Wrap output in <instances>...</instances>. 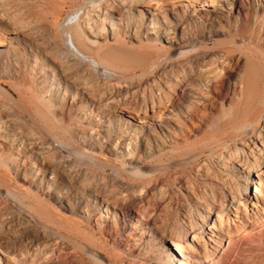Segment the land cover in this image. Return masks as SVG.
Segmentation results:
<instances>
[{"label":"rangeland","instance_id":"374dc122","mask_svg":"<svg viewBox=\"0 0 264 264\" xmlns=\"http://www.w3.org/2000/svg\"><path fill=\"white\" fill-rule=\"evenodd\" d=\"M118 1L108 0L110 3L109 6L112 4L109 9H111L114 15L116 14V17L120 10V14L124 17H136L144 13L146 18H150V15L144 12V7L139 3L127 0V2L129 1L130 3L126 2V4L131 5V3H133V6L131 5L123 11L124 9L116 5V3H120ZM235 1L236 0H166L164 2L168 3L165 6L162 5L163 3L161 1L159 2L162 4L157 3L156 6L150 5V11L157 17L165 15V13L171 11L174 7L185 19L190 16V19L195 17L202 21L208 20L204 26H202V24L197 30L196 39H200L201 32L210 31L208 23L209 20H213L214 29L217 31L215 32L213 30L209 32L210 37L206 36V40L210 38L211 43L202 44L203 42L199 41L198 43H194V45L196 44L195 46L190 45L192 48L187 46L183 48V50H193L179 57L178 53L181 49L178 48L177 44L172 46V50L169 54H166L165 57H160L161 52H159V50L162 44L156 43L153 37L146 39L144 36V28L141 27L136 41L133 40V35L131 33H125L121 30L116 35L115 39L117 41L111 46L109 44L103 45L104 42L101 40H98V43L93 45L85 41L84 38L80 37L76 39L79 48H81V57L77 61L71 60V57H68V55V58L66 57V53L69 51L66 48L65 31H63L65 28H63V23L74 10L83 8L87 3L103 5L107 0H0V113L3 114L0 115L1 122L4 121L6 119H4V117L8 115L6 117L14 121V124L19 128L22 135L26 137L30 135L31 149L34 151L37 150L39 155L42 154L43 156H40L41 158L43 157L44 162L48 161L47 163H51V165L53 164L55 167L57 165L58 170L61 169L60 171L69 174L73 178L74 174L78 171L80 173L79 176H81L80 178L78 176V178L82 180L83 184L97 191L96 193L99 194L103 200L107 202H114L117 200L122 203V201L125 202L124 200H126L129 195H134V206L151 211L154 214L152 220L160 224L164 235L167 236L169 230H172L181 221V214L187 209L186 214L189 223H193V225L197 222L199 223V220L195 219L194 216V202L189 200L192 196L197 197L199 195H204L201 190L202 184L198 180V173H205L209 178L215 179L218 171L217 167L212 165L211 159L220 153L228 154L229 152L233 154L230 148L233 147L231 145H233L234 142H231L232 144L228 143V146H223L222 142L242 132V129H240L236 131L238 134H235V132L232 133L228 128H222V126H220L221 123H223L222 121L227 118L228 108L231 104H234L238 98L234 93L236 80L245 78L244 85L240 87L243 89L246 88L247 91H252L256 94L255 97L257 101L255 100V102H258L256 103L257 105L255 104L256 106H258L259 103L260 107L264 106L262 102L264 94V62L263 57L254 51L255 48L264 51V0H246V8L240 11L239 14L237 13ZM107 3L106 5H108ZM113 8L118 11L114 12ZM245 14L246 16H244ZM160 17H158V19ZM191 22L185 21L184 26L187 28L192 27L193 23ZM148 23L149 21L146 22V24ZM240 23L244 24L243 27L238 26ZM102 32L110 33L109 26L106 25L101 33ZM179 38V35L175 36L174 40L178 41ZM6 41L13 43L14 49L11 50L9 47L3 45ZM108 46L113 49L111 52L108 51ZM219 49L222 53L219 51L217 52ZM251 50L257 54H255L256 56L254 55L255 57L261 58L260 60L262 61L257 60L261 62H259L262 66L261 69L259 68L260 65H257V61L255 62L253 59L250 60L251 57L249 53ZM62 51L63 53L64 51L66 52L64 53L65 56L62 54ZM210 53L214 55H208ZM131 55H141L143 57L150 56L151 58L143 59L141 62L136 63L130 59ZM213 56L215 57L213 58ZM164 58H166L169 63L162 69L163 71L161 70L155 76L148 74ZM98 63H101V65ZM57 65H62L59 67L62 71L64 69V72L61 71V78L65 77L64 79H68V86L71 88L69 91L71 94H68V100L70 101L71 95H74L73 102L77 106L83 104L86 95L92 100L82 106L83 110H77L78 116L76 118H70L69 122H65L70 125L65 135H61L53 130L49 124H41L43 122L33 116L32 107L29 104L30 99H32L34 103L37 102V105L40 102L42 103V101L39 102L41 99L49 102L46 94L44 97H41V99L38 97L39 91L37 88H39V84H37V82L42 81L40 77H37V72L39 68H58ZM178 65L182 66L179 67ZM62 67L63 69H61ZM164 71L166 73L170 71L169 75L171 78L168 81L164 77L166 74ZM183 71H185L187 75L192 74L189 76H194L193 78L201 79L202 77L213 76V78L222 85L221 94L224 97L223 104L221 105L219 99H217V104L213 106L215 108L212 110L209 109L208 106L211 103L209 100L210 98L214 99L215 94L209 89L191 83L186 89L195 99H178L173 108L168 107V102L172 100V98L176 99L174 98V92L170 89L174 84H177V82L173 80H177L183 76L185 74ZM182 72L183 74H181ZM56 74L57 73H55V75ZM162 85L166 88L162 87ZM166 89H168V91ZM34 91L37 92L35 93ZM82 91L86 95L83 94ZM180 93L181 91L178 93L176 92V95H181ZM41 103L39 105H41ZM92 103L105 104L104 106H107V108L109 107V113L106 111L104 118L100 119L102 123L99 125L102 126V128L96 127V130V122L91 121V119L98 113V110L88 108ZM188 106L195 107L205 112L209 116V119L200 126V132L198 131L185 139L178 138L179 140H175L174 143L169 144L163 149L161 155L143 158L141 149L137 144L130 147V150H127L125 146V149L117 150L115 154L111 150L109 151L106 149L107 145L112 144L113 141L119 143L121 139L124 140L128 138L127 132H130L131 126L135 124L141 126L142 123L145 126L157 122L153 118H156L155 116L159 111H163L162 113L165 114L169 120L178 122L182 126L189 127V122L185 121V119L180 117L176 112H173V109H176V107L185 111L184 107ZM165 108H167L166 111ZM223 113H225V115H223ZM250 115L252 116V114H248L245 115L244 118L251 124V122L253 123V118L256 120L255 118L258 116L251 117ZM137 119L142 120L139 121ZM246 122L244 121L242 123ZM87 127H92L93 130H95L93 134H90L91 138H89V133H84L85 130L88 129ZM102 130L108 131L105 133ZM34 135L37 138H35ZM51 135L55 137L52 138ZM96 135L98 137H96ZM221 135L227 136L220 138L221 141L220 139L216 140V137ZM33 139V142H35L34 144L32 142ZM235 142V148L240 147L238 144L241 143V141L236 139ZM59 143L62 145L60 146L61 148L59 147ZM256 146H259V143L256 142ZM41 148L46 149L42 150ZM2 153L6 154V151L3 150ZM23 153L27 157L26 159H28L31 154L27 148L21 152V154ZM45 155H48L47 158ZM67 156L71 158H68V160ZM136 157L142 158L139 160V163L135 164L136 166L132 165L131 168L124 165L127 164L130 159ZM65 158L67 160H65ZM62 160L66 162L69 161L70 163H66L65 161L62 162ZM5 164L6 161L0 159V237L2 236L1 238L3 241V243L0 241V247L2 246L1 249L3 248L2 252H4L2 253L0 250V264H20L21 259L22 264L23 262L24 264H35L36 262V264H40V261L41 264H44V261H46L48 257L45 259V257L43 258V256H41L42 259L39 257L40 259L38 261H33L32 258H30L34 250H36L33 245L38 244L40 246L41 244H45V246L48 245L49 248H52L51 246H56L57 248L60 246L61 248L63 246V241L57 238V240H55V237L51 235L49 237L47 233H44V231L36 227L35 224L41 222L47 227L63 234L68 235V233L53 225L47 224L45 220L37 216L32 208L26 206V198H30V195H34L36 199L39 198V208L48 213H52L54 210L58 217L65 220H73L74 218L70 217L69 213L62 212L55 208L53 202L47 199L43 191L39 189L35 190L34 187H30L29 184L21 180V178L25 176L28 178V172H23V167L21 165L18 170L15 171L12 167L5 166ZM133 168L136 170H133ZM262 171H264V168H262ZM253 175L254 176L247 182L246 196L241 197L243 203H236V205H233L231 208L229 207L230 209L228 208L227 210V216L219 217L218 220V203L222 201H231L230 199L233 198L236 193L234 192V188L233 190L230 188V191H223L222 189L217 190L218 192L216 191L214 195L215 201H213L215 204L213 202L211 203V201L207 202L212 209L210 212V219L207 220L203 232L200 236L197 234V237H194V242V234H189V238L185 240L186 245L184 244L187 247L186 249H188L186 250L187 254L183 259L176 254L177 257H175L173 264H176V260H180L186 264H264V238H262L263 240L261 243L257 240V237L253 238L261 225L264 224V172L259 177H256L255 174ZM227 180L233 183H239L240 181L230 174H225V181ZM8 193L9 195H7ZM228 194L232 196L230 195L229 197ZM12 196H15V199H12ZM103 205H105V202ZM30 210L32 213L29 212ZM103 210L104 208L102 212H104ZM13 215L15 216L12 217ZM105 215L107 214H102L103 220L111 222L110 216L105 217ZM18 221L20 223H18ZM29 223L30 225H28ZM18 224H27L28 226L23 232L17 233L15 230ZM34 229L40 232L36 233ZM28 230L31 231L29 232ZM87 230L100 234L93 221L87 225ZM41 231L43 236H41ZM227 232L230 233V235H226ZM35 233L37 235L36 237ZM87 235H89V233H87ZM101 235L102 239H100L98 235L94 236L96 240L92 238L95 243L94 246L96 247L100 246V240H103L107 244L103 251L97 249L99 254H97L98 257H96L101 264H116V261L115 263L112 262V257H114L115 252L117 254H124H121L123 257H120L122 263H133L136 256L134 252H129L127 250L114 251L110 246L111 241L107 234ZM44 238H49L50 242L47 241L48 239ZM44 240H46V242ZM53 240H55L54 242L57 245L52 244L54 243ZM36 241L39 242L36 243ZM77 241L86 247V250L83 249L84 251H77L81 253H90V246H88V244L80 240ZM143 241L144 239H139L134 242L143 244ZM47 243L52 245L50 246V244ZM64 245L70 246L67 243ZM166 245L167 241H164L163 246ZM41 247L42 246H40V248ZM48 247H46V249H49ZM63 247L65 248V246ZM29 249L31 250L29 251ZM72 249L75 250L76 248ZM11 251H13L14 254ZM10 252L14 256L10 254ZM126 252H129L128 255ZM5 253L7 255H5ZM38 253L39 252H37V254ZM48 255H50L49 252L46 256ZM14 257L17 258L14 259ZM29 259L33 262L29 261ZM145 260L146 262L144 261V263L153 264L150 258L146 257ZM84 261L91 263V260L87 259L86 256H84Z\"/></svg>","mask_w":264,"mask_h":264},{"label":"bare ground","instance_id":"6f19581e","mask_svg":"<svg viewBox=\"0 0 264 264\" xmlns=\"http://www.w3.org/2000/svg\"><path fill=\"white\" fill-rule=\"evenodd\" d=\"M130 1L131 2H137L140 5H142L144 7V12L148 13L150 15V18L149 19L146 18L144 16L145 15L144 13H141L140 15H138L136 17H134V16H131V17L125 16L124 17L122 14H120V10H119V13H117V17H116V14L114 15V13L111 11V9H109L112 4L109 6L110 3L108 2V0H107L108 3L106 2L108 5H106L105 2H104L105 4H103V5L102 4H96L95 2H94L95 4L87 3V5H85L83 8L74 10L73 13H71L65 19V21L63 20L64 21L63 28H65V30H63V31H65L64 37H65V41H66V48L72 54L71 55L68 51L67 52L69 54L64 51V53H66V57L68 55V57H71L70 58L71 60H77V61L81 57V54H80L81 48H79V44L76 42V39H78L80 37L84 38L85 41H87L88 43L93 44V45H96L98 43L97 41L101 40L102 42H104L103 45L109 44L111 46L112 44H115V42L117 41L115 39L116 35L121 30L124 31L125 33H131L133 35L132 36L133 40L136 41L138 38V33H139V30L141 29V27L144 28L143 29L145 31L144 36L146 37V39L147 38L150 39V37L151 38L153 37V40L156 43L162 44L161 48L159 50V52H161L160 57H165L166 54H169V52L172 50V46L174 44H177L178 48L181 49V50H179V53H178V57H179V56L184 55L187 52H190L193 50V49L192 50H190V49L189 50H183V48H186L187 46H190V45L195 46L196 44L194 45V43H198L199 41H202L203 42L202 44L211 43L210 38H209V40L208 39L206 40V36L208 37L209 32H211L213 30L215 32L217 31L214 29L215 27L213 26V23H214L213 20H209L208 26H210V31L201 32L200 39H196V35L198 32L197 30L200 28V26L202 24H203L202 26H204L206 21H208V20L202 21V20L197 19L195 17H192L190 19V16L186 17V19H185V17H183V15H180L174 7L171 9V11L165 13V15H161V17L158 16V17H160L158 19V17L156 15L152 14V12L150 11V9H149L150 5L156 6V4L160 3L159 1H161L163 4L162 3H160V4L165 6L168 3V2H164L166 0H140V1L139 0H130ZM245 1L246 0H236L235 1L238 14L240 11H243L246 8ZM118 2H120V3L118 4L115 2L116 5H119L120 8L124 9L123 11H125L126 8L130 7L133 4V3H131V5L126 4L127 0L126 1L125 0H121V1L119 0ZM115 3H114V6H115ZM127 3H130V2L128 1ZM115 11H118V10L114 9V12ZM244 16H246V14ZM148 21H149V23L146 24V22H148ZM185 21H190V22L192 21L191 22V23H193L192 27L187 28L186 26H184ZM106 25L109 26L110 33H107V32L101 33V31L104 30V27ZM243 25H244L243 23H240L238 26L243 27ZM178 35L180 36L179 40L178 41L174 40V37L178 36ZM21 36H23V35H21ZM3 45L9 47L11 50L14 49V44L9 42V41H6V43ZM110 46H108V51L111 52L113 49L110 48ZM100 47H101V45H100ZM236 47H237V45H236ZM190 48H192V47L190 46ZM255 49H254V51L259 53L263 57V62H264V51L259 49V48H257L256 50ZM127 51H129V50H127ZM218 51L221 52L220 49L217 50V52ZM64 53L62 51V54H64ZM203 53H207V52H203ZM255 54L256 53L252 52V50L249 53V55L251 57L250 60L253 59L256 62L257 60H260L261 58L259 59L258 57H255L257 55V54L255 55ZM208 55H214V54L210 53ZM249 55H248V57H249ZM64 56H65V54H64ZM215 56H216V54H215ZM215 56H213V58ZM148 58H151V57L150 56L143 57L141 55H131L130 59L133 60V62L138 63V62H141L143 59H148ZM260 61H262V60H260ZM51 62H52V60H51ZM259 62L257 64L258 66L260 65ZM101 63H98V64L101 65ZM168 63L169 62H167L166 58L162 59L160 61V63L156 67H154L153 70L151 69L152 71H150V73H148V74L154 75V76L157 75ZM58 65H59V63H58ZM60 66H62V65H60ZM60 66H58V68L50 67L48 69L39 68V71L37 72V74H38L37 77L38 78L40 77L42 82H37L38 81L37 79H36L37 81H34V82H37V84H39V88H37V90L39 91L38 97H40L39 99H41V97H44V95L46 94L49 102H47L46 100L44 101V99H41V100H39V102L42 101V103L40 102L41 105H39L40 104L39 102H38L39 104L37 105L36 104L37 102L34 103V101H32V99H30L29 104L32 107L33 116L36 119L43 122L41 124H47V125L49 124L53 130H55L56 132H58L61 135H65V132L68 130V127L70 128L69 123H65V122L66 121L69 122L70 118L71 119L76 118L78 116L77 110H83L82 106L84 104L88 103V101H92V100L83 91H82L83 94L86 95V98H85V101L83 102V104H80L77 106L73 102L74 95H71L70 101L68 100V94H71L69 92L71 90V88L68 86V81H67L68 79L67 80L64 79L65 77L61 78V75H62L61 71L62 70H60V68H59ZM178 66L180 67L182 65H178ZM206 67H207V65H206ZM212 67H214V66H212ZM261 67L262 66L260 65L259 68L261 69ZM105 68H107V67H105ZM61 69H63V67ZM171 69H172V66H171ZM174 69H175V67H174ZM263 71H264V68H263ZM54 72L57 74L55 75ZM62 72H64V69ZM183 72H185V71H183ZM183 72L181 74H183ZM187 73H189V72H187ZM169 74H170V71L167 72L165 74V76L164 75H162V76H164L166 78V80L168 81L171 78V76ZM189 75H192V74H189ZM189 75H187L185 72V74L183 76H181L179 79L173 80V81L177 82V84H174L172 88H170V86H169V88L172 90V92H174V94H175L174 98H176V99L172 98V100H170L169 102L167 101L169 103L168 107L173 108L178 99H180V100H184L186 98H188V100H189V98L195 99V97L192 96V94H189L187 92V89H186V88H188L187 86H190L191 83L198 84L199 86H202L205 89H209L212 93L215 94L214 99L210 98V100H209L211 102L208 106L209 109L212 110L215 108L213 106L217 104V101H218L217 99H219V101H220L219 103L221 105L223 104L224 97L221 94L222 85L219 83V81H216V79H214L213 76H206V77H204V78L202 77L200 79V78H193L194 76L190 77ZM107 77H109V76H107ZM244 79L245 78H241V79L236 80V83H235L236 87L234 89V93H235V95H237L238 98L234 104L230 105V107L228 108V111H227L228 112L227 118L225 120H223L222 121L223 123H221V125H220V126H222V128H228L229 130L232 131V133L235 132V134H238L236 131L242 129V132L241 133L239 132L240 133L239 135L234 137V135L232 134L233 138H230V139L225 140V141H223V139H222V141H223L222 145L223 146H228V143L232 144L231 142H234L233 145H231L233 147L230 148V149H232L233 154H230L229 152H228V154H226V153L221 154L220 153L219 155H217L211 159L212 165L216 166L217 171H218L215 179L209 178L205 173H200V174L198 173V176H199L198 180L202 184L201 190L203 191V193H204L203 196H205V197L200 196L198 194L199 196H197V197L192 196L189 198V200L194 202V207H195L194 216H195V219L199 220V223L197 222L194 225H193V223L192 224L189 223L188 218H187V214H186V211L188 209L185 208L187 210L186 211L182 210L183 213L182 214L180 213L182 215L181 221L173 229L171 228L172 230H169V232L167 231L168 232L167 236L164 235L160 224H158V222L156 223V221L154 222L152 220V216L154 214L151 211H147V209L144 210L141 207L139 208V207L134 206V203H135L134 202V199H135L134 195H129L128 198L126 200H124L125 202L122 201V203H121V201H117V200L114 202H111V201L107 202V201L103 200L100 197V195L96 193L97 191H94L88 185L83 184L82 180L79 179L81 176H79L80 173L78 171L76 174H74V178H73L69 174H66V173L60 171L61 169L58 170L57 165L55 167V165H53V164L51 165V163H47L48 161L44 162L43 157L41 158V156H43V155L40 154L41 155L40 156L39 153L37 152V150L34 151L31 149V147H30V135H29V137L22 135L20 133L19 128L16 126V124H14V121H12V120L8 119V117H6L8 115H6L4 117V119L5 118L6 119L2 122H1V118H0V124H1L0 125V153H1L0 159L1 160L4 159L6 161L5 166L6 165L8 167L10 166L13 168V170L16 171V170H18V168L21 165L23 167L22 171L25 173L28 172V178L25 176V177L21 178V180L25 181L26 184H29L30 187H34L35 190L39 189L40 191H43V194L47 197V199H49L53 202V204L55 205V208H57L58 210H60L62 212L69 213L70 217L74 218L73 220L72 219L71 220H65L63 218L58 217L55 213L56 211H54V210L52 213H48L47 211L39 208V206H40L39 205L40 201L38 200L39 198L36 199V196H34V195L33 196L30 195V198L27 197L26 198V206L32 208L34 213L37 216H40L41 219H43L47 222V224L53 225L56 228H58L62 231H65L68 233V235H70V236H68V235L63 234L59 231H56L52 228H49L46 225L42 224L41 222H39V224L34 223L36 225V227H38L40 230L44 231V233H47V235H49V237L51 235V236L55 237V240L59 239V240L63 241L62 244H63V246H65V248L63 246H62L63 248L62 247L60 248V246H58V248L56 246L55 247L51 246L52 244H54V245L56 244L54 242L55 240H53L54 243H52V244L47 243V244H50V246L52 248H49L48 245L45 246V244H43L44 245V247H43V245L41 244L40 246L45 248V249H43L42 247L40 248V246L38 244H35L33 246L36 250H34V253H32V256L30 258H32L33 261L34 260L38 261L41 258V256H43V258L45 257V259L48 257V259H46V261H44L45 262L44 264H69V263L101 264V262L98 261V259H97V257H98L97 254H99V251H103L104 248L107 246V244L103 240H100V246L96 247V246H94L95 243L93 242L92 238H94L95 235H98L99 238L102 239L101 234H103V235L107 234V236L109 237V239L111 241L110 246H111V248L114 249V251H116V250H127L129 252L135 253V255H136L135 259L133 260V263H131V264H147V263H144V261L146 262V260H145L146 257L150 258V261L153 264H173L175 257H177V256H179L183 259L184 256L187 254L186 250H188V249H186L187 247L185 246L186 245L185 240L189 238V234H192V233L194 234L193 235V242H194V237H197V234H199V236H200V234L203 232V229L205 228V226L207 224V220L210 219V212H211L212 208L208 205L207 202L211 201V203H212L213 201H215L214 195H215L216 191L220 190V189H222L223 191L224 190L230 191V188L232 190L234 188V190H235L234 192L236 193V195H234V197L230 199L231 201H229V202L226 201L227 203L223 202V201L218 203V205H217V209H218L217 220H218L219 217L227 216V214H228L227 210L229 207L231 208L233 205H236V203H239V204L241 202L243 203L241 197L246 196L247 185H248L247 182L249 179H251L252 176H254L253 174H255L256 177H259L264 172V171H262V168H264V106L260 107L259 106L260 103L258 104L259 107L256 106L257 105L256 103H258V102H255L256 94L253 93L252 91H247L246 88L245 89L241 88L242 85H244V83H245ZM163 83H164V81H163ZM162 87L166 88L164 85H162ZM166 90L168 91V89H166ZM179 91H181V93H180L181 95H176V92L178 93ZM176 96H179V97H176ZM262 102L264 103V94H263ZM104 105L105 104H96V103H92L91 106L88 105L89 109L94 108V109L98 110V113H96L93 116V118H92L93 120L91 119V121L96 122L95 130H96V127L102 128V126L99 125L100 123H102V121H100V119L104 118V116L106 115V111L109 110V107L107 108V106H104ZM166 105H168V104H166ZM2 107H3V105H2ZM184 108H185V111H182L178 107H176V109H173V112H176L180 117L185 119V121L189 122V125H190L189 127L182 126L178 122H173L172 120H169L167 118V116H165V114L162 113L163 111L162 112L159 111V113L155 116L156 118H153L157 122L150 123V124L145 125V126L143 123L141 126H138L137 124L131 126V129L129 130L130 132H127L128 138H126L124 140L121 139L119 143H116L115 141H113V143L114 142L115 143L107 145L106 149H108L109 151L111 150L115 154L117 152V150L125 149V146H126L127 150H130V147L134 146V144L135 145L137 144L139 146V148L141 149V154H142L143 158H149L153 155H161L162 150L165 149L169 144L174 143V141L177 140L178 138L185 139L189 136H192L194 133L198 132L200 129V126H202L203 123H206L207 120L209 119V116L205 112H202L201 110H199L195 107L188 106V107H184ZM166 109L167 108H165V111H166ZM85 110H87V109H85ZM1 111H3V110H1ZM108 113H109V111H108ZM248 114H252V116H255V117L258 116L255 118L256 120H254V118H253V123L251 122L252 126L249 123V121L244 118V116L248 115ZM0 115H3V114L0 113ZM223 115H225V113H223ZM105 119H107V118H105ZM137 120L141 121L142 119H137ZM244 121L245 122L248 121V122L242 123ZM3 123H4V125H3ZM209 124H211V123H209ZM95 130H93L92 127H89L87 130H85L84 133H89V138H91L90 134H93L95 132ZM252 130H254V131H252ZM102 131L106 133L108 130H102ZM121 136H123V135H121ZM223 136H227V135L217 136L216 140H219ZM34 137H35V135H34ZM53 137H55V136H52V138ZM96 137H98V136L96 135ZM35 138H37V137H35ZM236 139H239L241 141V143L238 144L240 147L235 148L234 144L236 143L235 142ZM54 140H56V139H54ZM33 141H34V139L32 140V142ZM220 141H221V139H220ZM256 142L259 143V146H256ZM34 143L35 142H33V144ZM33 144H32V146H33ZM36 145H37V143H36ZM60 146H62V145H60V143H59V147ZM25 148H27V150L31 153L30 156L28 157V159H26L27 157L24 155V153L21 154V152L24 151ZM41 149L43 150L44 148H41ZM3 150L6 151V154L2 153ZM182 150H184V149H182ZM187 155H188V153H187ZM208 155H210V154H208ZM45 156L47 158L48 155H45ZM68 158L69 157L67 156V159ZM67 159L65 158V160H67ZM140 159H142V158L141 157L132 158L129 160V162L127 164H124V165L129 166V167H131L132 165L136 166L135 164L139 163ZM65 160H62V162ZM59 162H60V160H59ZM68 162H66V163H68ZM74 162H75V160H74ZM122 165H123V163H122ZM61 167H62V165H61ZM74 168H76V167H74ZM133 170H136V169L133 168ZM137 171H138V169H137ZM142 173H144V172H142ZM225 174H230L235 179H239L240 180L239 183H233L232 181H229V180H227L228 182L225 181ZM78 176H79V178H78ZM250 183H251V181H250ZM226 194H227V192H226ZM7 195H9V193ZM230 195H229V197H230ZM10 196H11V194H10ZM14 197L12 196L11 198L13 199ZM104 202H105V205H103ZM42 206H44V205H42ZM103 208H104V210H103L104 212H102ZM180 209H183V208H180ZM31 210L29 212H31ZM213 210L215 211L214 208H213ZM15 213H16V211H15ZM104 213L107 214V215H105V217L110 216L111 222L103 220L102 214H104ZM14 216L15 215H13L12 217H14ZM11 221H13V220H11ZM19 221H20V219H19ZM19 221H18V223H20ZM91 221H93L95 223L96 229L100 232V234H97V232H92V231L87 230V225ZM28 225H30V223ZM28 225L27 224H24V225L18 224L15 232H17V233L23 232ZM32 227H33V224H32ZM36 227H34V228H36ZM211 229H213V228H211ZM34 230H36V229H34ZM32 231H33V228H32ZM42 231H41V233H42ZM37 232H40V231L36 230V233ZM36 233H35V237L37 236ZM87 233H89V235H87ZM32 235H33V233H32ZM226 235H230V233L227 232ZM41 236H43V233ZM1 237H0V241H2ZM255 237H257V240L260 241V243H261V241L263 240L262 238H264V224L261 225L260 229L257 231V234L253 238H255ZM39 238H40V236H39ZM73 238H75L76 240ZM44 239H48L47 241H49V238H44ZM52 239H54V238H52ZM139 239H144L143 244H137L134 242V241L139 240ZM77 240H80L82 242H85V244H88V246H90V249H89L90 253H85V252L81 253L80 251H77V250L84 251L83 249L86 250V247L84 245H82L81 243H79ZM44 241L46 242V240H44ZM164 241L165 242L167 241V245H166L167 247L163 246ZM38 242L36 241V243H38ZM1 243H3V241ZM32 243H34V242H32ZM65 243L69 244L72 248H76V249L74 250L70 246L64 245ZM31 244H30V246L32 247ZM59 245H60V242H59ZM1 247H0V250L2 252L3 248L1 249ZM46 247H48L49 249H46ZM4 248H6V247H4ZM9 248H8V250H9ZM97 249L99 251H97ZM30 250L31 249H29V251ZM32 251H33V249H32ZM11 252L13 253V251H11ZM11 252H10V254H12ZM37 252H39V253L37 254ZM48 252L50 253V255L46 256L48 254ZM2 253H4V252H2ZM128 253H127V255H128ZM121 254L124 255L123 253H121ZM121 254H117L115 252L114 257H112V260H113L112 262L115 263V261H116V264H124L120 261V257H123V256H121ZM176 254H177V256H176ZM5 255H7V254L5 253ZM9 256H11V255H9ZM84 256H86L87 259L91 260V263L88 261L85 262ZM205 257H207V256H205ZM16 258L14 257V259H16ZM32 260L29 259V261H32ZM26 262H28V261H26ZM20 264H22V259H21ZM23 264H24V262H23ZM29 264H31V263H29ZM40 264H41V261H40ZM176 264H186V263H183L180 260H176Z\"/></svg>","mask_w":264,"mask_h":264}]
</instances>
